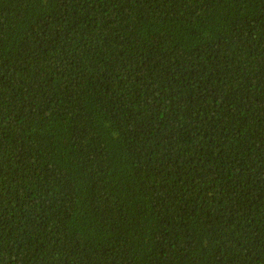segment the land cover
<instances>
[{"label": "trees", "instance_id": "16d2710c", "mask_svg": "<svg viewBox=\"0 0 264 264\" xmlns=\"http://www.w3.org/2000/svg\"><path fill=\"white\" fill-rule=\"evenodd\" d=\"M0 264H264V0H0Z\"/></svg>", "mask_w": 264, "mask_h": 264}]
</instances>
